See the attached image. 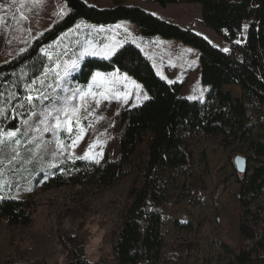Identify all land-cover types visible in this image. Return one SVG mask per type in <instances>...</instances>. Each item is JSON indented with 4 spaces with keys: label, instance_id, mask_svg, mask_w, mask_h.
Instances as JSON below:
<instances>
[{
    "label": "rangeland",
    "instance_id": "374dc122",
    "mask_svg": "<svg viewBox=\"0 0 264 264\" xmlns=\"http://www.w3.org/2000/svg\"><path fill=\"white\" fill-rule=\"evenodd\" d=\"M83 1L101 8L113 5V0ZM122 1L190 29L213 47L239 56L228 47L224 37L202 24L199 4L181 3L161 8L152 0ZM66 11L63 0H0V63L20 53ZM247 26L246 21L232 44H242ZM124 43L139 48L160 79L180 84L179 97L206 100L210 86L199 81V52L175 39L143 37L128 21L107 26L78 21L43 46L41 53L46 58V66L27 86L26 99L16 109L21 123L17 128L20 143L8 141L0 145V199H26L33 203L28 226L9 227L5 221L0 224V264H68L70 255L59 241L60 232L76 239L85 261L105 260L113 264V244L131 202L128 196L131 177L103 189L89 183L45 189L42 182L63 161L82 157L96 141L99 142L89 157L95 156L100 162L104 157L115 158L120 110L145 101V90L118 71H94L89 82L82 85L75 84L72 76L84 58L107 59ZM88 91L95 95L85 97L83 102L79 94L74 95ZM221 92L229 93L233 100L241 97L240 89L234 85L222 86ZM45 95L49 99H43ZM29 96L33 97L31 101L27 99ZM96 100H100L99 105ZM212 104L215 102L208 105ZM53 106L68 110L67 118L64 112L59 113L61 127L58 129L54 119L57 112L51 111ZM73 108L78 110L73 112ZM77 120L86 132L75 148L68 147L60 154L58 142L71 145L80 135ZM68 127L72 128L71 133ZM179 137L182 147L191 156L188 170L203 180L204 189L196 204H188V198L183 199L181 195L187 174L161 171L168 187L159 226L158 264H236L241 240L237 176L242 174L236 172L233 159L238 155L252 157L253 152L243 141H223L220 135H207L198 130L180 131ZM144 147L142 143L138 150ZM101 152L102 156L97 155ZM78 160L95 162L92 158ZM246 164L248 173L260 165L247 159ZM257 204L264 216V192L251 209H257ZM251 264L264 262L253 260Z\"/></svg>",
    "mask_w": 264,
    "mask_h": 264
},
{
    "label": "trees",
    "instance_id": "16d2710c",
    "mask_svg": "<svg viewBox=\"0 0 264 264\" xmlns=\"http://www.w3.org/2000/svg\"><path fill=\"white\" fill-rule=\"evenodd\" d=\"M67 11L13 58L0 63V131L16 130L21 123L16 109L25 101L27 86L39 77L46 58L41 48L73 27L78 21L93 25H113L119 21L134 24L141 36L175 39L199 52V81L209 85L204 102L179 97L180 84L160 79L143 52L130 43L122 44L111 57H86L72 76L75 84H87L94 71H118L138 82L148 99L120 110L117 154L95 163L86 160L63 161L42 182L45 189L84 186L97 189L131 177L126 209L113 244V264H158L161 246L160 220L166 199L167 182L161 171L187 174L181 195L196 204L204 189L203 180L189 169L191 156L182 147L179 132L198 130L220 135L223 141L247 143L254 156L247 161L260 165L237 176L239 191L238 234L240 245L236 264L264 262V216L261 206L252 210L264 192V0H152L161 8L176 4H199L202 24L224 37L228 47L240 56L210 45L190 29L162 20L145 9L113 0L111 7L88 5L83 0H63ZM248 22L240 45L232 44ZM234 85L241 97L233 100L222 86ZM215 102L213 105H208ZM144 143L145 147L138 150ZM249 159V160H248ZM187 170V172H186ZM33 203L26 199H0V224L9 227L31 223ZM59 241L69 252L68 264L89 263L82 258L76 239L60 232Z\"/></svg>",
    "mask_w": 264,
    "mask_h": 264
},
{
    "label": "snow or ice",
    "instance_id": "6c2138e0",
    "mask_svg": "<svg viewBox=\"0 0 264 264\" xmlns=\"http://www.w3.org/2000/svg\"><path fill=\"white\" fill-rule=\"evenodd\" d=\"M63 14V13H62ZM77 27H79V25H77ZM117 27H120V25H117ZM246 27V26H245ZM26 49H21V51H25ZM41 51H44V49H41ZM225 51H227V49H225ZM80 95V100L83 102L85 101V97L87 96H94L95 94L92 93L91 91H88V92H83L82 94L80 93H74V95ZM104 99H107L108 97L107 96H104L103 97ZM195 97H190V99H194ZM27 99L29 101H31L33 99V97L29 96L27 97ZM43 99H49V97H47L46 95L43 96ZM58 99H61V100H66V98H58ZM144 99H148L147 96L144 97ZM125 100H126V97H125ZM95 103L97 105L100 104V100H96ZM81 107H83V104L81 105ZM78 109L76 108H73L71 109V111L75 112L77 111ZM4 111V109H0V113H2ZM51 111H55L57 112V116L54 117V119L56 120V125L55 127L58 129L61 127V120L59 119V113L60 112H64L65 113V117L67 118V109L64 108V107H61L59 109H57L55 106L52 107ZM45 116L48 115V113H45L44 114ZM86 118V117H85ZM45 123H47V120L44 121ZM22 123L24 124H27L28 122L27 121H22ZM77 127L79 129V133L80 135H77L75 139L72 140V143L71 145H64L62 142H58L57 143V148L60 152V154L63 153L64 150H66V148L68 147H71V148H75L79 141L83 138V134L86 132V129H84L82 126H80V122L79 120H77ZM20 132V129H16L14 131H9V130H4V131H0V145H4L6 144L8 141H11L15 144H19L20 141L17 137V134ZM68 132L71 133L72 132V128L71 127H68ZM15 138V139H13ZM99 141H96V142H93L92 144L89 145V148L88 150L85 151L84 155L82 157H77L78 159H89V158H92L95 160L96 163H99V159H96L95 156L93 157H89V153L96 147V143H98ZM54 155H56L54 153ZM97 155H101L102 156V152L101 153H98ZM238 159H241V158H238ZM53 167L55 166L54 164L52 165Z\"/></svg>",
    "mask_w": 264,
    "mask_h": 264
},
{
    "label": "water",
    "instance_id": "95a60500",
    "mask_svg": "<svg viewBox=\"0 0 264 264\" xmlns=\"http://www.w3.org/2000/svg\"><path fill=\"white\" fill-rule=\"evenodd\" d=\"M233 164L237 173L244 174L247 172L246 158L244 156H235L233 159Z\"/></svg>",
    "mask_w": 264,
    "mask_h": 264
},
{
    "label": "built area",
    "instance_id": "2783aa9c",
    "mask_svg": "<svg viewBox=\"0 0 264 264\" xmlns=\"http://www.w3.org/2000/svg\"><path fill=\"white\" fill-rule=\"evenodd\" d=\"M236 59L239 60L240 56H236ZM260 120H261V123L264 125V115L261 116Z\"/></svg>",
    "mask_w": 264,
    "mask_h": 264
},
{
    "label": "crops",
    "instance_id": "0c3cea01",
    "mask_svg": "<svg viewBox=\"0 0 264 264\" xmlns=\"http://www.w3.org/2000/svg\"><path fill=\"white\" fill-rule=\"evenodd\" d=\"M168 6V5H167Z\"/></svg>",
    "mask_w": 264,
    "mask_h": 264
}]
</instances>
